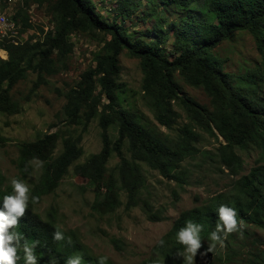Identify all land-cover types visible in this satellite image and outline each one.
<instances>
[{
  "label": "trees",
  "instance_id": "1",
  "mask_svg": "<svg viewBox=\"0 0 264 264\" xmlns=\"http://www.w3.org/2000/svg\"><path fill=\"white\" fill-rule=\"evenodd\" d=\"M145 1L148 13L139 18H156L145 39L134 38L130 29L123 25L140 14L143 0H117L111 23L97 11L94 0H24L11 19L16 26L22 22L26 29L31 28L27 8L37 5L45 9L52 27L39 28L38 37H29L24 42L10 38L0 42V50L8 54L6 60L0 58V114L10 116L21 112L12 93L30 73L37 75L31 90L34 94L47 83L48 77L68 68V59L75 48L74 35L100 44L99 51L93 53L95 65L65 94L66 124L83 126V132L74 137L58 131L19 145L22 178L27 179L33 173L29 160L38 157L43 162V172L31 188V195L39 196L40 203H30L15 229L29 242L40 241L35 249L38 264H50L52 259L56 264H65L66 259L75 254L83 257L84 264H98L100 257L92 254L76 232L60 229L66 238L71 237V244L67 239L53 240L59 225L57 210L51 208L45 217L36 210L45 197L57 190L72 167L93 187L95 199L91 209L95 215L106 217L123 207L127 212L141 207L148 221L160 222V211L141 197L147 186L142 166H148L179 187L187 185L188 173L182 165L201 153L198 144L202 134L198 130L217 140L219 163L231 177L238 178L244 171V161L238 151H258L257 165L234 183L230 193L220 194L206 205L183 212L162 238L165 246L156 244L152 258L139 264H184L183 257L177 256L178 252H184V246L177 242L176 233L189 219L203 225L202 248L207 249L209 245L203 242L210 243L209 237L218 222L217 211L222 204L236 209L237 218L243 219L244 224L264 229V0ZM168 13L177 20H171ZM238 33L250 34L260 55V61L242 74L226 71V61L214 54L219 46ZM164 48L169 49L168 54L164 53ZM123 54L140 62L144 75L142 89L152 101L161 126L172 130L182 119L177 105L187 113L189 122L179 128L174 143L164 140L135 114L122 108L120 94L124 86L119 80ZM177 76L187 85L202 89L210 98V106H202L184 95ZM97 118L102 130V150L77 164L84 154V133ZM113 127L117 129L115 140L110 136ZM60 140L63 150L56 155ZM3 143L0 137V145ZM113 155L119 162L109 169ZM2 185L0 177V208L3 197L9 194L3 192ZM122 194H126L125 203ZM232 239L233 233L227 236L225 243ZM112 242L119 248L118 241L112 239ZM232 247L230 243L225 256L220 257L217 245L206 255V264H211L213 255H217L215 259L220 262L223 259L234 262L240 251ZM19 255L18 264H24L23 252ZM253 255L255 264H264V251ZM107 264L115 263L108 259Z\"/></svg>",
  "mask_w": 264,
  "mask_h": 264
},
{
  "label": "rangeland",
  "instance_id": "2",
  "mask_svg": "<svg viewBox=\"0 0 264 264\" xmlns=\"http://www.w3.org/2000/svg\"><path fill=\"white\" fill-rule=\"evenodd\" d=\"M23 1L0 0V6H4L0 12V19L5 17L8 23L13 24L11 19L23 6ZM94 2L97 11L111 23L115 17L114 9L117 0H94ZM27 9L32 27L26 29L22 22H19L17 32L14 33L15 37L10 39L24 42L29 37H38L40 35L39 28L49 29L52 27L44 8L31 5ZM148 9L147 2L143 0L139 10L140 14L136 15L133 21L125 23L121 21L124 26L130 29L134 38L145 39L147 31H150L156 22L155 17L139 18L140 15L142 17V14L147 15ZM168 14L171 20H177V17ZM173 35L174 33L171 36ZM5 39L0 36V42ZM72 41L75 48L74 53L68 59V68L63 69L57 75L48 77L47 83L34 94L31 93V90L37 81V75L30 73L26 80L15 87L12 93L14 100L21 107V112L13 116L0 114V137L4 139V143L0 145V177L4 193H12L10 181L13 178L23 179L31 189L43 172V165L41 167L33 166L31 176L27 179L22 178L19 171V145L21 143L33 142L39 136L58 131L74 137L83 132V126L70 127L66 124L63 115L67 103L65 94L79 82L85 71L95 65L93 53L99 51L100 44L98 41H93L82 35H74ZM163 51L166 54L169 53L168 48H164ZM3 53L5 55H1ZM214 54L219 59L222 58L226 61V71L236 74L244 73L260 61L255 40L248 33L236 34L231 40L219 46ZM0 58L6 60L8 54L0 50ZM121 67L119 83L124 86L120 94L122 108L135 114L144 125L164 140L174 143L178 139L179 128L189 122L183 107L176 106L182 119L174 129L168 130L161 126L156 120L152 101L142 89L144 75L140 62L123 54ZM177 80L184 95L194 99L202 106H210V98L202 89L187 85L179 76H177ZM198 131L202 134V140L198 144L201 153L186 160L182 165V169L188 173L187 185L179 187L177 183L164 179L148 166H142L147 186L142 191L141 197L148 199L152 206L160 211L162 216L160 222L148 221L141 207L130 212L125 211L123 207L116 214L106 217L95 215L91 209L95 199L93 187L86 179L74 172V167L71 168L57 190L45 197L36 210L42 217H45L51 208L57 210V222L60 229L65 232H76L81 242L97 257L107 256L115 264H139L149 260L153 256L156 244L172 229L174 222L183 212L206 205L220 194L230 193L234 183L241 176L247 175L259 160L260 155L256 150L250 153L238 151L244 161V171L240 177L233 178L228 170L219 163L217 140L201 130ZM101 133L99 118H97L91 122L87 132L84 133L82 142L84 154L77 164L84 163L90 156L98 154L102 150ZM110 136L112 140L117 138L115 127L110 129ZM62 150L63 146L60 140L56 155H59ZM125 153H128L127 150ZM118 162L119 158L113 155L108 165L109 169L114 168ZM121 199L125 203L126 194H122ZM233 234L234 239L224 244L227 248L218 245V256H225V251H228L230 243L232 248L239 249L240 254L234 262L224 261V259L220 262L215 259L218 258L217 255H213L210 258L211 264H255L256 260L253 254L257 256L264 251V229L255 224H244L240 231ZM112 239L119 242V248L113 244ZM203 243L209 245L208 241ZM205 250L201 248L200 252ZM206 261V255L198 254L195 258V264H206Z\"/></svg>",
  "mask_w": 264,
  "mask_h": 264
},
{
  "label": "clouds",
  "instance_id": "3",
  "mask_svg": "<svg viewBox=\"0 0 264 264\" xmlns=\"http://www.w3.org/2000/svg\"><path fill=\"white\" fill-rule=\"evenodd\" d=\"M29 166L41 167L43 162L38 157H33L28 161ZM12 193L3 197V207L0 208V264H18L20 260V251L23 252L24 264H38L35 249L40 245V241L29 242L21 233L15 231L19 226V221L26 214L30 203L35 205L40 203L39 196H32L29 184L23 179L13 178L10 181ZM218 222L215 229L211 232L209 246L204 252H200L203 247L201 232L203 225L189 219L185 225L176 233V240L184 246V252L177 253V256L183 257L184 264H195V258L199 254L205 256L214 251L219 245L224 246L227 236L243 228V219H238L236 209L227 205H220L218 208ZM67 239L69 244L72 243L71 237H65L64 232L57 225L53 233V240L60 242ZM159 247L165 246V241L161 239ZM108 257L102 256L98 264H107ZM50 264H56L51 260ZM65 264H84L83 257L75 254L66 259Z\"/></svg>",
  "mask_w": 264,
  "mask_h": 264
},
{
  "label": "bare ground",
  "instance_id": "4",
  "mask_svg": "<svg viewBox=\"0 0 264 264\" xmlns=\"http://www.w3.org/2000/svg\"><path fill=\"white\" fill-rule=\"evenodd\" d=\"M3 18H4L5 22L8 23L7 19L5 17H3ZM8 24L12 25V27L11 26H2V24H0V36H2L4 39L8 38V37L9 38L15 37L14 33L17 32V26L14 22H13V24H10V23H8ZM13 41H15V40H13ZM1 55H5V54L3 53Z\"/></svg>",
  "mask_w": 264,
  "mask_h": 264
},
{
  "label": "built area",
  "instance_id": "5",
  "mask_svg": "<svg viewBox=\"0 0 264 264\" xmlns=\"http://www.w3.org/2000/svg\"><path fill=\"white\" fill-rule=\"evenodd\" d=\"M0 24H2V26H11L12 27V25H9L8 23L5 22L4 18H2L0 20Z\"/></svg>",
  "mask_w": 264,
  "mask_h": 264
}]
</instances>
